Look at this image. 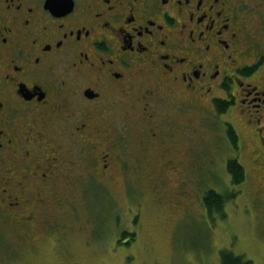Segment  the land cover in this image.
<instances>
[{
	"label": "flooded vegetation",
	"instance_id": "obj_1",
	"mask_svg": "<svg viewBox=\"0 0 264 264\" xmlns=\"http://www.w3.org/2000/svg\"><path fill=\"white\" fill-rule=\"evenodd\" d=\"M174 104L235 110L264 170V0H0L1 219L21 241L51 234L74 176L128 169L126 132L134 164L175 170L194 124L173 134Z\"/></svg>",
	"mask_w": 264,
	"mask_h": 264
},
{
	"label": "rangeland",
	"instance_id": "obj_2",
	"mask_svg": "<svg viewBox=\"0 0 264 264\" xmlns=\"http://www.w3.org/2000/svg\"><path fill=\"white\" fill-rule=\"evenodd\" d=\"M185 105L168 110L173 134L185 118L194 124L175 139L185 151L175 170L160 173L161 161L150 157L134 164L139 144L126 132L120 153L128 169L91 175L84 186L74 176L72 207L46 211L63 220L51 234L38 223L33 238L21 241L0 217V264H224L228 252L264 264V170L254 162L259 147L245 140L235 110L219 115L207 106L198 113ZM228 121L239 134L235 144L226 138ZM229 159L243 167L238 185L226 170ZM209 190L226 197L218 214L204 207Z\"/></svg>",
	"mask_w": 264,
	"mask_h": 264
},
{
	"label": "trees",
	"instance_id": "obj_3",
	"mask_svg": "<svg viewBox=\"0 0 264 264\" xmlns=\"http://www.w3.org/2000/svg\"><path fill=\"white\" fill-rule=\"evenodd\" d=\"M222 106L217 107L218 112H221ZM229 138L235 144V138L232 131L229 133ZM226 170L230 175L233 185H238L244 179V170L240 163L235 159H229L226 162ZM225 198L223 195L216 193L213 190L207 191L203 196V204L208 213L214 212L216 214L222 211ZM224 264H249L243 262L241 258L232 256L229 252L223 256Z\"/></svg>",
	"mask_w": 264,
	"mask_h": 264
}]
</instances>
